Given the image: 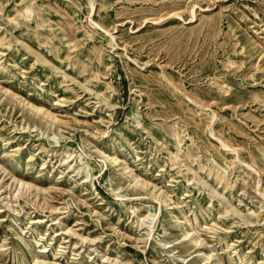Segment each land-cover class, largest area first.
Wrapping results in <instances>:
<instances>
[{"label": "rangeland", "instance_id": "374dc122", "mask_svg": "<svg viewBox=\"0 0 264 264\" xmlns=\"http://www.w3.org/2000/svg\"><path fill=\"white\" fill-rule=\"evenodd\" d=\"M0 264H264V0H0Z\"/></svg>", "mask_w": 264, "mask_h": 264}, {"label": "bare ground", "instance_id": "6f19581e", "mask_svg": "<svg viewBox=\"0 0 264 264\" xmlns=\"http://www.w3.org/2000/svg\"><path fill=\"white\" fill-rule=\"evenodd\" d=\"M45 116H48V114H45ZM134 180V179H133ZM135 183H139V184H141L140 182H139V179H136V182ZM184 234H187V232L186 233H184ZM196 241H198V240H196ZM196 241H194V242H196ZM197 243V242H196Z\"/></svg>", "mask_w": 264, "mask_h": 264}]
</instances>
